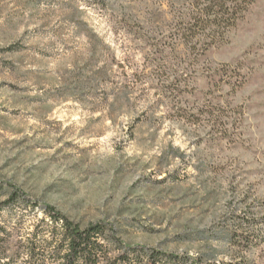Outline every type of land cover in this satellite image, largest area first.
Returning <instances> with one entry per match:
<instances>
[{
  "label": "rangeland",
  "instance_id": "1",
  "mask_svg": "<svg viewBox=\"0 0 264 264\" xmlns=\"http://www.w3.org/2000/svg\"><path fill=\"white\" fill-rule=\"evenodd\" d=\"M191 1L0 0L9 255L51 206L176 264H264V0L199 59Z\"/></svg>",
  "mask_w": 264,
  "mask_h": 264
},
{
  "label": "trees",
  "instance_id": "2",
  "mask_svg": "<svg viewBox=\"0 0 264 264\" xmlns=\"http://www.w3.org/2000/svg\"><path fill=\"white\" fill-rule=\"evenodd\" d=\"M255 0H192L179 16L174 33L196 58L205 56L212 46L224 42L227 33L234 29ZM18 193L14 192L10 201ZM49 221L37 227L14 254L9 255L8 235L0 228V257L10 261L22 253L28 256L27 264H176L178 257L157 249L124 245L103 224H92L82 229L51 206L43 207ZM3 232V235L1 234ZM47 235H49L47 237ZM120 255L112 259L110 247Z\"/></svg>",
  "mask_w": 264,
  "mask_h": 264
}]
</instances>
